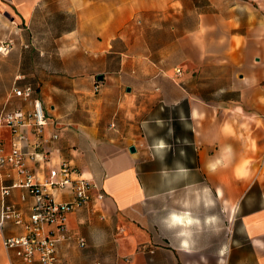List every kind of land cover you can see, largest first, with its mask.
Listing matches in <instances>:
<instances>
[{
    "label": "crops",
    "instance_id": "crops-1",
    "mask_svg": "<svg viewBox=\"0 0 264 264\" xmlns=\"http://www.w3.org/2000/svg\"><path fill=\"white\" fill-rule=\"evenodd\" d=\"M257 4L199 15L175 45L181 60L154 78L156 92L142 94V117L116 124L117 111L110 124L103 100L83 97L92 78L56 76V64L70 66L73 50L102 57L136 15H165L167 0H0V46L13 43L0 54V116L29 109L12 89L33 84L51 122L46 134L59 135L49 163L34 164L40 182L68 163L97 187L70 215L73 238L59 244L56 264H264V0ZM68 83L87 101L58 97L67 89L57 84ZM0 139L11 151L8 127ZM14 177L0 172V214L1 189ZM172 215L180 223L169 228ZM21 234L11 224L0 231V264H24L3 245Z\"/></svg>",
    "mask_w": 264,
    "mask_h": 264
},
{
    "label": "built area",
    "instance_id": "built-area-1",
    "mask_svg": "<svg viewBox=\"0 0 264 264\" xmlns=\"http://www.w3.org/2000/svg\"><path fill=\"white\" fill-rule=\"evenodd\" d=\"M12 45V41L2 43L0 54L8 55ZM99 88L97 84L95 92ZM12 95L31 107L18 108L0 116V127H8L12 135L11 151H6L0 139V172L12 170L16 174L12 183L1 189L3 209L0 231L3 232L7 224L22 229L21 235L5 236L3 245L24 264H56L59 244L73 238L68 230L70 215L93 202L97 187L68 163H62L50 172L48 179L40 182L34 164L49 163L59 135L55 132L46 134L51 122L33 84L23 87L16 84ZM29 127L31 131L28 132ZM7 177L11 174L8 173ZM16 189L24 191L19 201L5 202ZM65 191L72 196V200L66 203L56 201V194ZM102 197L98 195L97 199ZM77 240L80 247L86 246L84 238L78 237Z\"/></svg>",
    "mask_w": 264,
    "mask_h": 264
},
{
    "label": "rangeland",
    "instance_id": "rangeland-1",
    "mask_svg": "<svg viewBox=\"0 0 264 264\" xmlns=\"http://www.w3.org/2000/svg\"><path fill=\"white\" fill-rule=\"evenodd\" d=\"M257 1L183 0L181 9L180 6L175 5L169 8V0H167L165 15H136L125 25L119 37L113 42L112 48L103 52L102 57L92 56L90 58V53L81 51L75 53L73 50L70 66H63L57 62L56 76L70 75L75 79L90 76L93 85L88 94L83 97L91 101L102 99L104 116L110 124L115 123L113 117L117 111H119V115L123 114L117 116L116 124L122 117H124V121L136 122L142 117L140 114L142 94L149 93V91L156 92L157 85L153 82L154 78L168 72L167 75H170L169 70L181 60V54L176 53L175 45L181 36L195 28L198 16L214 10L226 12L234 6L244 8V6L250 5L252 8H259ZM244 11L237 10L240 15H243ZM174 12L177 13L174 14ZM66 22V19H56L55 21L56 24ZM73 22V20L69 21L71 24ZM55 45L56 57L64 55V52L58 50L59 46ZM99 75L104 76L106 83L97 81ZM97 84L100 88L98 92H95ZM126 85L134 89V96L132 92L126 93ZM5 86L3 85L4 89ZM37 86L41 87V85ZM58 86L67 89L66 93L64 91L55 92L60 95L58 97H62L64 100L73 98L68 100L70 102L78 100L77 94L70 95V90L68 91L73 85L68 83L57 84ZM74 86L83 89L86 85L76 84ZM11 87L12 84L8 90ZM6 92L3 93L6 94ZM78 101L83 103L87 100ZM137 112H139V116L136 114Z\"/></svg>",
    "mask_w": 264,
    "mask_h": 264
},
{
    "label": "clouds",
    "instance_id": "clouds-1",
    "mask_svg": "<svg viewBox=\"0 0 264 264\" xmlns=\"http://www.w3.org/2000/svg\"><path fill=\"white\" fill-rule=\"evenodd\" d=\"M179 223H180V221L174 215L170 216L169 220L167 221V225L169 228L175 227ZM185 235H186V233H184V232H180L177 234L178 238L183 237ZM181 243L183 244V240H181Z\"/></svg>",
    "mask_w": 264,
    "mask_h": 264
},
{
    "label": "water",
    "instance_id": "water-1",
    "mask_svg": "<svg viewBox=\"0 0 264 264\" xmlns=\"http://www.w3.org/2000/svg\"><path fill=\"white\" fill-rule=\"evenodd\" d=\"M97 79H98V81H103L104 80V76H102V75H99L98 77H97ZM130 151L132 152V153H135V148L134 147H132L131 149H130Z\"/></svg>",
    "mask_w": 264,
    "mask_h": 264
}]
</instances>
